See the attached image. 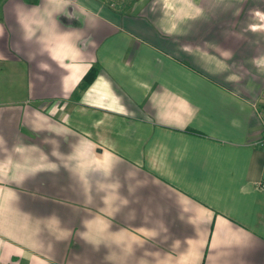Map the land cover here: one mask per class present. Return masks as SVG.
<instances>
[{
  "label": "crops",
  "instance_id": "1",
  "mask_svg": "<svg viewBox=\"0 0 264 264\" xmlns=\"http://www.w3.org/2000/svg\"><path fill=\"white\" fill-rule=\"evenodd\" d=\"M108 2L0 0V264H264V0Z\"/></svg>",
  "mask_w": 264,
  "mask_h": 264
},
{
  "label": "built area",
  "instance_id": "2",
  "mask_svg": "<svg viewBox=\"0 0 264 264\" xmlns=\"http://www.w3.org/2000/svg\"><path fill=\"white\" fill-rule=\"evenodd\" d=\"M255 142L257 144L264 145V119L262 120V123H261V134L257 137Z\"/></svg>",
  "mask_w": 264,
  "mask_h": 264
},
{
  "label": "trees",
  "instance_id": "3",
  "mask_svg": "<svg viewBox=\"0 0 264 264\" xmlns=\"http://www.w3.org/2000/svg\"><path fill=\"white\" fill-rule=\"evenodd\" d=\"M114 2H115V0H109L108 4H109V3H114ZM87 82H88V81H87ZM85 84H86V83H84V84L81 83V84H80V87L84 86Z\"/></svg>",
  "mask_w": 264,
  "mask_h": 264
},
{
  "label": "rangeland",
  "instance_id": "4",
  "mask_svg": "<svg viewBox=\"0 0 264 264\" xmlns=\"http://www.w3.org/2000/svg\"><path fill=\"white\" fill-rule=\"evenodd\" d=\"M119 1H122L121 3H123V2H125V1H127V0H119Z\"/></svg>",
  "mask_w": 264,
  "mask_h": 264
}]
</instances>
